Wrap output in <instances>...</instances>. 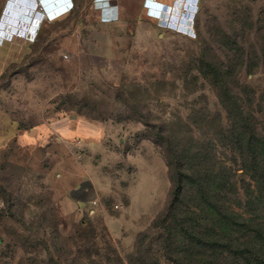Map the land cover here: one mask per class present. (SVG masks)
Segmentation results:
<instances>
[{"label":"rangeland","instance_id":"rangeland-1","mask_svg":"<svg viewBox=\"0 0 264 264\" xmlns=\"http://www.w3.org/2000/svg\"><path fill=\"white\" fill-rule=\"evenodd\" d=\"M142 2L79 0L14 42L0 79V264H176L152 227L171 192L156 132L221 145L220 67L264 131V0H176L197 13L189 34ZM219 148L214 161H232Z\"/></svg>","mask_w":264,"mask_h":264},{"label":"trees","instance_id":"trees-1","mask_svg":"<svg viewBox=\"0 0 264 264\" xmlns=\"http://www.w3.org/2000/svg\"><path fill=\"white\" fill-rule=\"evenodd\" d=\"M196 28L199 33L198 18ZM197 62L207 67L206 53ZM242 63L254 71L251 58ZM213 71L220 95H230L229 102H222L232 129L219 141L233 159L214 161L218 142L189 147L181 138L157 131L171 192L152 227L162 231V247L176 264H264V131L251 124L239 94L226 85L229 71Z\"/></svg>","mask_w":264,"mask_h":264},{"label":"crops","instance_id":"crops-1","mask_svg":"<svg viewBox=\"0 0 264 264\" xmlns=\"http://www.w3.org/2000/svg\"><path fill=\"white\" fill-rule=\"evenodd\" d=\"M106 1L108 6L117 4V0ZM159 1L172 5L173 15L170 26L174 20H177L182 8L194 9L176 4V0ZM77 2L79 0H0V79L8 69L11 56L17 52L14 49V42L17 40L33 42L39 36L42 18L48 20L47 15L54 17L58 13L65 15ZM39 3L45 6L46 13L39 9ZM113 10L114 8L106 9L105 14L111 15ZM159 26L168 29V25L159 24Z\"/></svg>","mask_w":264,"mask_h":264},{"label":"clouds","instance_id":"clouds-1","mask_svg":"<svg viewBox=\"0 0 264 264\" xmlns=\"http://www.w3.org/2000/svg\"><path fill=\"white\" fill-rule=\"evenodd\" d=\"M171 6H172L171 4H168V3H165L159 0H144L143 2V7L145 9V12L148 18H151L157 21L159 24L163 21L165 24L164 26L168 25L167 26L168 28L173 27V26H170V23H171L170 19H172V15H173ZM43 11L45 12V9H43ZM58 15L61 16L63 14L58 13ZM196 16H197V13L195 10L182 8L177 20L173 21V23L176 22L175 28L179 27L177 29L178 33L189 34V33L195 32L196 20H197ZM47 17L52 18V16L50 15H47Z\"/></svg>","mask_w":264,"mask_h":264},{"label":"built area","instance_id":"built-area-1","mask_svg":"<svg viewBox=\"0 0 264 264\" xmlns=\"http://www.w3.org/2000/svg\"><path fill=\"white\" fill-rule=\"evenodd\" d=\"M39 9L42 10V11L44 9V6L41 3H39Z\"/></svg>","mask_w":264,"mask_h":264}]
</instances>
